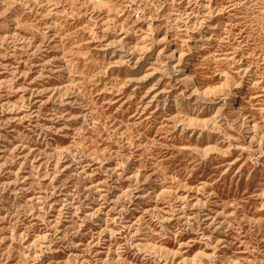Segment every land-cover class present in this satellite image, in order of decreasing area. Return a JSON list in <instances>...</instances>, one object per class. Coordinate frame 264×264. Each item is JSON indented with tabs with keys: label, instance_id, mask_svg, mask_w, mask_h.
Wrapping results in <instances>:
<instances>
[{
	"label": "rangeland",
	"instance_id": "rangeland-1",
	"mask_svg": "<svg viewBox=\"0 0 264 264\" xmlns=\"http://www.w3.org/2000/svg\"><path fill=\"white\" fill-rule=\"evenodd\" d=\"M0 264H264V0H0Z\"/></svg>",
	"mask_w": 264,
	"mask_h": 264
},
{
	"label": "bare ground",
	"instance_id": "bare-ground-1",
	"mask_svg": "<svg viewBox=\"0 0 264 264\" xmlns=\"http://www.w3.org/2000/svg\"><path fill=\"white\" fill-rule=\"evenodd\" d=\"M186 79H187V81L188 80H190V81H192V77L189 75V74H186ZM226 83V82H225ZM196 86V85H195ZM195 92H197V94L199 93V94H201V95H204V92H201L198 88L195 90ZM198 96V95H197ZM239 97V94L237 93L236 94V98H238ZM153 248V247H152Z\"/></svg>",
	"mask_w": 264,
	"mask_h": 264
}]
</instances>
